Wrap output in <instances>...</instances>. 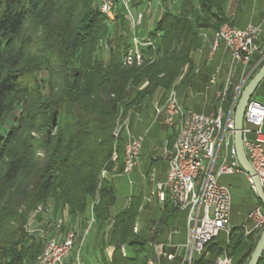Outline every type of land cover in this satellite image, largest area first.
<instances>
[{
  "label": "trees",
  "instance_id": "obj_1",
  "mask_svg": "<svg viewBox=\"0 0 264 264\" xmlns=\"http://www.w3.org/2000/svg\"><path fill=\"white\" fill-rule=\"evenodd\" d=\"M96 1L0 0V264H36L46 236L26 225L39 206L51 205L55 221L66 216L70 228H84L94 201L98 234L109 227L101 263L150 262L146 240L134 233L141 199L132 197L124 211L111 216L114 176L123 173L126 142L115 130L120 116L158 90H169L190 70L200 32L217 30L225 20L214 1L199 0L203 15L214 20L211 26L192 0H181L178 14L167 11L156 24L160 38L154 60L127 67L121 62L128 47L125 20L119 13L109 27ZM236 230L225 248L216 238L191 264L231 256L228 251L238 250L244 239ZM107 247L113 249L110 257Z\"/></svg>",
  "mask_w": 264,
  "mask_h": 264
},
{
  "label": "built area",
  "instance_id": "obj_2",
  "mask_svg": "<svg viewBox=\"0 0 264 264\" xmlns=\"http://www.w3.org/2000/svg\"><path fill=\"white\" fill-rule=\"evenodd\" d=\"M151 0H146L139 10L132 6V0H98L96 8L106 19L111 27L120 13L125 22L130 26L127 38V49L123 52L121 62L127 67L139 68L146 62L155 58L156 43L160 34L151 32L145 37H138L136 30L149 12ZM259 28L248 25L243 30L222 24L214 31L208 59H211L220 45L230 51L231 63L226 73L225 86L216 93V106L211 113H197L184 109L177 98L176 92L170 90L163 107L156 109V115L163 112L164 122L169 127H178V133L171 147L168 160L167 175L164 182L156 184V195L160 202L169 201L176 211H186V241L184 248L187 255L185 263L191 264L193 257H200L206 246L214 241L220 233L229 234L228 221L230 215L231 196L229 188L218 183L222 176L243 175L251 191H255L252 178L242 169L233 146V113L240 93L237 87L231 102H229V88L233 66L241 63L248 67L252 57L259 49L255 43ZM101 46L106 49L105 44ZM264 60V53L258 64ZM256 66L249 71V76ZM220 69L212 74L209 84L215 85ZM120 123L115 130V136L126 132L124 117L119 118ZM243 147L247 159L259 178L264 194V102L250 100L243 115ZM253 134V139L248 140L247 135ZM146 135L134 138L127 136L124 150V174L130 173L136 166L141 143ZM107 174L103 172L101 177ZM94 201L88 207L87 227L82 234L73 228H67L64 235H59L60 230L66 225V216L59 217L54 223L58 235L45 241L43 250L36 264H83L80 252L86 238L95 224ZM51 205L39 206L28 215L26 229L29 232L38 231L40 228L31 229V223L38 215L51 211ZM251 228L241 225L238 228L245 235L261 231L264 227V209L255 206L248 214ZM134 233H138L135 224ZM167 243L171 241V233L166 235ZM76 249L73 261H68L71 252ZM157 256L167 260L174 258L173 254H166L164 245L156 246ZM123 249V255H125ZM149 264H152L149 262ZM215 264H234L228 255L219 256Z\"/></svg>",
  "mask_w": 264,
  "mask_h": 264
},
{
  "label": "crops",
  "instance_id": "obj_3",
  "mask_svg": "<svg viewBox=\"0 0 264 264\" xmlns=\"http://www.w3.org/2000/svg\"><path fill=\"white\" fill-rule=\"evenodd\" d=\"M146 0H140L137 5H132L135 10L142 8ZM195 9L202 15L199 0H192ZM214 1L215 6H221L222 17L225 23L238 30L245 29L248 25H253L259 28L258 36L255 40L259 51L254 54L248 67L241 63H235L233 66V73L230 81L229 88V102L230 92L234 95L237 87L241 86L247 74L255 66L253 70H257L260 66L259 61L262 53H264V0H209ZM181 0H151V7L149 12L145 15L142 25L137 28L136 35L138 37H145L149 33L154 32L156 24L161 17L167 12L178 14L180 11ZM214 11V9L212 10ZM207 23L211 26L214 25V20L204 16ZM114 25V24H113ZM112 25V26H113ZM215 29L208 28L200 32V49L191 55L193 66L190 70H185L183 74L175 81L169 90H158L154 96L143 102L138 106L132 107L124 117L126 122L125 138L140 137L146 135L141 143L139 159L134 169L128 174H119L114 176V182L125 176H133L134 178H149L153 183L151 189V197L146 200L143 191H137L126 194L125 198L119 197L116 191V203L111 208V216L114 217L118 213L124 211L132 197L141 199L140 210L136 226L138 228V235H140L147 242V249L149 254V261L152 264H185L187 255L184 244L186 241V211H172L169 201L160 202L156 195V184L164 182L167 175L168 160L171 154V147L178 133V127H169L164 122L163 112L156 115V109L162 108L168 92L174 90L176 92L178 101L184 109L189 110V106H197L198 100L202 99L203 106H211L212 111L216 106V93L221 90L226 84V73L231 63L230 51L224 45H220L211 59H208L210 47L213 41V34ZM130 34V26L125 22L124 35L126 39ZM264 61V60H263ZM262 61V62H263ZM220 69L215 85L210 86L209 80L216 69ZM253 72L249 75H253ZM255 73V72H254ZM186 107V108H185ZM210 111L209 113H211ZM204 113L205 112H197ZM117 184V183H116ZM257 200L254 202L252 209L257 206ZM251 209V210H252ZM250 210V211H251ZM249 211V212H250ZM248 212V214H249ZM248 214L245 221L241 224H232L231 215H229L228 228L229 234L232 229H237L235 233H241L244 236L242 246L232 252L229 256L232 258L234 264H239L241 260H249L252 249L256 245L257 237L261 231L245 235L238 227L245 225L251 228V222L248 220ZM181 228L185 229L184 232ZM109 227L103 232L105 239L108 237ZM171 233V241L167 243L166 235ZM224 233V232H222ZM90 234V233H89ZM226 234V233H225ZM228 235L219 242L224 248L228 242ZM91 235L87 236L82 249H84V260L86 259V252L90 251ZM89 238V239H88ZM94 250L93 255L89 260L94 264H102L100 261L99 251L101 246L95 245L93 241ZM159 244L164 245V251L168 254H173L172 260H167L165 257H158L156 246ZM106 254L111 256L113 249L106 248ZM98 254V255H97ZM226 255V254H225ZM235 257H237L235 261ZM71 259H68L70 262ZM258 264H264V251Z\"/></svg>",
  "mask_w": 264,
  "mask_h": 264
},
{
  "label": "rangeland",
  "instance_id": "obj_4",
  "mask_svg": "<svg viewBox=\"0 0 264 264\" xmlns=\"http://www.w3.org/2000/svg\"><path fill=\"white\" fill-rule=\"evenodd\" d=\"M96 4H98V0L96 1ZM102 58L104 60H107L108 58V54L107 51L104 50L103 54H102ZM259 69V68H258ZM257 70H255L254 72L256 73ZM253 72V74H254ZM48 74H44L43 75V81L48 82ZM47 92V87L45 88V91L43 92V95ZM252 100H254L255 102H264V81L258 86V88L256 89L254 95L252 96ZM203 100L199 98L198 100V107L196 106H189V110H192L194 112H205L206 114H208L210 111H212L211 106H203ZM186 108V107H185ZM12 121V117H9L7 120V123H11ZM5 129H1L2 133H4ZM36 136L39 138L40 137V133L37 132ZM247 139L248 140H252L253 139V134H248L247 135ZM117 183V184H116ZM116 183L114 182V186L117 190V193L119 194L120 199L121 198H125L126 194L133 193V192H137V191H143V193L146 196V200H148L149 197H151V189H152V184L149 180V178H134L133 176H125L121 179L118 180V182L116 181ZM218 183L221 185H225L229 188L230 191V196H231V206H230V215H231V222L232 224H241L245 221V217L248 214V212L252 209L254 202L256 201V197L254 196V194L251 191V188L249 186V184L246 182L245 177L243 175H230V176H222L219 180ZM54 221L55 219H53L52 217V208L51 211L49 210L48 213L43 214L41 220L38 221H34L31 223L30 228L31 229H35V228H40L43 230V235L45 234L46 236V240L49 238H54L55 236L58 235V232L54 229ZM86 226H84V228H81L79 226H75L72 227L78 234L81 233V230H84L87 227V221L85 223ZM70 228V226L65 225L61 230L59 235L62 237L65 233V231L67 230V228ZM181 231L184 232L185 229L181 228ZM90 234L91 235V239L90 241H92V244H90V251L86 252V259L87 261L84 260V249L81 250L80 252V259L82 261L83 264H94L93 261H90L89 259L91 257H94L93 253L95 249L93 241H95V245L97 246L98 244L101 246V242H102V238L104 237L103 233L98 234V229L96 227V224H94V226L91 228ZM226 234L225 233H221L220 237H219V241H222L225 238ZM89 239V238H88ZM87 240V238H86ZM76 253V249H74L71 254L69 259H71L73 261L74 256ZM227 254L232 255V252L228 251ZM98 255V254H97ZM237 257H235V261H236ZM187 264V263H185Z\"/></svg>",
  "mask_w": 264,
  "mask_h": 264
},
{
  "label": "water",
  "instance_id": "obj_5",
  "mask_svg": "<svg viewBox=\"0 0 264 264\" xmlns=\"http://www.w3.org/2000/svg\"><path fill=\"white\" fill-rule=\"evenodd\" d=\"M264 81V64L261 65L258 71L249 79L246 76L244 82L240 87V93L234 108L233 113V125H234V135H233V146L236 152V158L242 167V169L252 178V182L255 188L253 191L257 200L261 202L264 207V194L262 191V186L260 184L259 178L257 177L255 171L250 165L246 153L243 147V115L247 104L252 99L258 86ZM264 251V227L260 232L257 243L249 256L247 264H258L262 253Z\"/></svg>",
  "mask_w": 264,
  "mask_h": 264
}]
</instances>
